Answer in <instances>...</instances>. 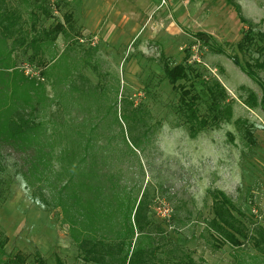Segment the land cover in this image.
<instances>
[{
  "label": "rangeland",
  "instance_id": "1",
  "mask_svg": "<svg viewBox=\"0 0 264 264\" xmlns=\"http://www.w3.org/2000/svg\"><path fill=\"white\" fill-rule=\"evenodd\" d=\"M1 6L14 22L0 27V264H96L82 259L86 240L122 242L121 256L140 250L152 264H264L252 240L218 247L208 225L219 191L252 236L264 231V0L150 2L139 39L114 48L76 26L73 2ZM244 30L255 46L242 53ZM181 63L191 71L178 84L208 120L195 134L164 74Z\"/></svg>",
  "mask_w": 264,
  "mask_h": 264
},
{
  "label": "trees",
  "instance_id": "2",
  "mask_svg": "<svg viewBox=\"0 0 264 264\" xmlns=\"http://www.w3.org/2000/svg\"><path fill=\"white\" fill-rule=\"evenodd\" d=\"M234 7V6H233ZM1 0H0V9ZM237 15L239 16L242 26L245 25V20L240 15L239 8L234 7ZM6 14V13H5ZM5 14H0V27L5 30L10 29L9 27L13 24V20H10ZM8 24L4 25V22ZM9 26V27H8ZM62 27L56 25L53 29L47 32L50 35L48 40L54 41L56 37L61 34ZM8 31V30H7ZM6 31V32H7ZM10 33V30H9ZM5 36V34H4ZM195 37L199 40L206 42V39L209 35L199 32L195 34ZM258 39L264 44V35L258 34ZM42 40H33L30 42L32 45L30 49L33 51V55L37 54L42 42ZM253 37L250 35L248 30L243 31L241 39L236 44V49L242 53L245 52L250 46H255ZM235 60V63L239 66L238 61ZM246 64V68H248ZM250 69V68H249ZM249 69L242 67V70L247 72L249 75H252V72ZM191 71V66H188L186 63L176 64L172 67H165L164 74L168 84L175 90L179 91V111L182 116L185 118V121L189 125V132L195 134L199 130L206 128L208 125V120L206 118L200 117L197 112V101L199 97L196 94H192L191 89H186L184 86L178 84L179 81L189 80V75ZM24 75V74H23ZM43 75V74H42ZM28 80L26 77H24ZM208 96L210 98L211 106L210 109L212 112L219 113L221 107V100L225 97V91L221 86L216 82L212 88H208ZM213 118V117H212ZM214 119V118H213ZM11 129V135L18 136L19 129L15 128L14 131ZM251 141L249 136L248 138ZM139 207L136 208L133 214V222L137 231L142 233V223L139 218ZM234 206L231 201L222 193L216 192L213 196L212 202V214L213 218L208 222L209 228L216 234L212 236L217 241V246H223L229 244L233 247H240L244 242L251 241L253 246L258 249L260 252H264V231H256V235L252 236L250 232L246 229L244 224L234 216L233 210ZM122 242H119L115 245L104 244L101 241H84L81 246V253L83 254V260L85 262H93L96 264H152L149 261L153 258L152 254L147 255L146 258L143 257L142 251H135L130 254L121 256V246ZM161 261V260H160ZM2 264H28L26 260L20 255H14L12 258H9L3 261ZM35 264H45L43 260L37 258ZM56 264H63L60 260H56ZM159 264H162L161 262ZM167 264H195L188 256H179L173 259V261L168 262Z\"/></svg>",
  "mask_w": 264,
  "mask_h": 264
},
{
  "label": "crops",
  "instance_id": "3",
  "mask_svg": "<svg viewBox=\"0 0 264 264\" xmlns=\"http://www.w3.org/2000/svg\"><path fill=\"white\" fill-rule=\"evenodd\" d=\"M76 8V26L99 37L98 46L129 47L139 39L150 2L159 0H64ZM153 10L156 6H150ZM150 8V9H151ZM146 38V37H145ZM145 40V39H143ZM124 44V45H121ZM141 53V52H140ZM102 55V51H99Z\"/></svg>",
  "mask_w": 264,
  "mask_h": 264
}]
</instances>
